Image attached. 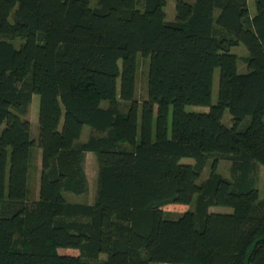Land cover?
Returning <instances> with one entry per match:
<instances>
[{
	"label": "trees",
	"instance_id": "obj_1",
	"mask_svg": "<svg viewBox=\"0 0 264 264\" xmlns=\"http://www.w3.org/2000/svg\"><path fill=\"white\" fill-rule=\"evenodd\" d=\"M168 1L0 0V264H264V0L253 16L247 0H172V22ZM139 56L149 60L142 103ZM86 126L105 135L80 143ZM88 153L94 203H69L64 194L87 191ZM216 159L230 162V179Z\"/></svg>",
	"mask_w": 264,
	"mask_h": 264
},
{
	"label": "rangeland",
	"instance_id": "obj_2",
	"mask_svg": "<svg viewBox=\"0 0 264 264\" xmlns=\"http://www.w3.org/2000/svg\"><path fill=\"white\" fill-rule=\"evenodd\" d=\"M249 12L254 15L255 14V3L254 0H249L248 2ZM95 6V0H92L91 7ZM167 13L168 21L175 19V2H169L168 6L165 9ZM11 42L15 47L19 46L18 40L7 39ZM231 52L239 58L237 63V71L239 74H243L246 72V65L243 62V58L248 56L247 49L239 45L231 50ZM148 64L149 60H143L141 56L138 57V70L136 75V94L135 99L142 103L147 97V72H148ZM218 70L214 73V80H213V91H212V103L214 104L217 99V90H218ZM102 107H107L106 102H101ZM38 109H39V98L37 96L33 97L32 104L29 107V112L26 119L29 121L31 125V137L35 142V146L32 149V155L30 160V168H29V196L28 202H34L38 199V191H39V171H40V151L37 147L36 140L38 136ZM187 112H202L203 109L201 108H194V107H187L185 109ZM126 111L125 107L123 106L122 112ZM231 117L228 113L224 115V123L227 126L231 124ZM3 129V126L0 128V133ZM105 133H98L90 129L88 126L84 127L82 136L80 139V143H84L88 141L90 138H98L104 136ZM122 144L127 147L131 148L132 146L128 142H122ZM185 164H194V161L191 159H183ZM216 172L221 175L223 178L230 179V162L228 160L223 159H216ZM214 158H209L206 162V166L202 171V174L199 179V183L204 182L209 174H210V167L213 163ZM85 175L87 179V191L85 194L76 196L73 194H64L65 199L69 203L73 204H83V205H91L94 203L96 197V189H97V163L95 156L93 154H86L85 158ZM264 167L261 164H257V175H256V189L258 191V199L259 201L264 200ZM194 208V205H191V209ZM210 212L216 213H230L231 210L228 208H211ZM179 215V213H168L166 214L167 218L174 219ZM66 250H59L60 254L67 255Z\"/></svg>",
	"mask_w": 264,
	"mask_h": 264
},
{
	"label": "crops",
	"instance_id": "obj_3",
	"mask_svg": "<svg viewBox=\"0 0 264 264\" xmlns=\"http://www.w3.org/2000/svg\"><path fill=\"white\" fill-rule=\"evenodd\" d=\"M195 0H187V2H189V3H193ZM248 2H249V0H247ZM96 2H97V0H95V5H96ZM169 2H172V0L171 1H168L167 2V4H166V7L168 6V4H169ZM249 5V4H248ZM166 7H165V9H166ZM166 13V12H165ZM249 14H250V16H253L250 12H249ZM166 18H167V13H166ZM167 21H168V19H167ZM173 20H171V21H168V22H172ZM81 139V138H80ZM80 142V141H79ZM181 162H184V160H181Z\"/></svg>",
	"mask_w": 264,
	"mask_h": 264
}]
</instances>
